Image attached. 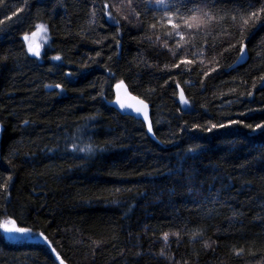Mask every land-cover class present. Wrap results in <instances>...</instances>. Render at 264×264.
Returning <instances> with one entry per match:
<instances>
[{
	"label": "trees",
	"instance_id": "obj_1",
	"mask_svg": "<svg viewBox=\"0 0 264 264\" xmlns=\"http://www.w3.org/2000/svg\"><path fill=\"white\" fill-rule=\"evenodd\" d=\"M250 3L0 0V225L33 233L0 229V264H59L41 233L64 264H264V16L245 27ZM187 8L200 11L181 40L167 18ZM39 24L41 61L23 39ZM119 84L149 104L151 135L109 106Z\"/></svg>",
	"mask_w": 264,
	"mask_h": 264
},
{
	"label": "snow or ice",
	"instance_id": "obj_2",
	"mask_svg": "<svg viewBox=\"0 0 264 264\" xmlns=\"http://www.w3.org/2000/svg\"><path fill=\"white\" fill-rule=\"evenodd\" d=\"M129 3H131V0H128ZM158 3H164V0H157ZM105 8H108L109 5L106 3L104 5ZM200 9H192V8H187L186 13L181 14L179 13L178 9H177V14H176V18L173 19L172 16H169L167 18V23L171 25L172 29L177 30L176 34L180 35L181 40L184 39V34L179 32L178 30L181 27V20L182 23L185 27L187 28H192L193 24L191 23V21L196 20L197 16L196 13L199 12ZM236 12V13H240L241 12V8L236 7L234 9H228V8H221L218 9L215 13L212 12L211 10H206L203 11V17L204 19L208 22L211 23L214 19H216L217 17H219V19H223L224 16L228 15L230 12ZM243 11L246 13V18H244L243 16L241 17L242 19V24L247 27L250 22L252 23V25L254 26L256 22H258L262 16H264V0H260V6L257 8L255 6V4L250 3L249 7L247 9H243ZM105 15H108L111 18V13L110 12H106ZM232 19L235 20L236 16L233 15ZM116 23H119V21H116ZM152 27H155V25H153ZM197 28L200 27V25H196ZM38 30L40 32H47V28L44 25H40L38 26ZM171 35V33L169 34ZM25 40H28L29 37L26 35L24 37ZM235 46V45H233ZM244 44L241 41V48H240V55L241 57L244 56ZM28 51L30 53H32V55L39 57L40 56V52L38 50H34L31 45H29ZM54 60H60L61 57L60 56H55L53 57ZM181 63H191V61L188 60H183L181 61ZM179 64H176L175 67H179ZM215 70V69H213ZM261 79H264V77H261ZM57 87H59V85H57ZM180 101L182 104L184 105H188L189 101L187 99H185L184 97V93L183 91H181L180 93ZM139 103H141L143 105V110H144V119L147 120L148 119V114H147V105L143 103V101H139ZM121 107H123V105H121ZM141 109H137V112H140ZM27 123V122H25ZM221 127L225 126V125H220ZM217 127V125L213 124L211 126V128H215ZM257 128H264V124H260L256 126ZM211 128L209 129V131L211 130ZM255 130V129H254ZM148 131L151 132L152 128H151V124L149 123V127H148ZM9 225H11V227H9ZM0 228L3 229V231L5 233L8 234H18L20 236H30L33 233L31 232L30 229L24 228V227H17L15 221H7L4 224L0 225ZM178 235V234H177ZM202 235V233L200 232H196L193 236V239L196 238V236ZM40 238H42L43 242L47 243L48 246L51 248V250L56 253V259L59 261V264H64V260L60 258L59 253L56 252V249L54 247H52L51 242L48 240V237L45 236L43 233L39 234ZM165 240H167V234H165ZM209 245L206 243L205 247H208ZM242 250L237 251L236 255H241ZM161 255H163V252H161Z\"/></svg>",
	"mask_w": 264,
	"mask_h": 264
},
{
	"label": "water",
	"instance_id": "obj_3",
	"mask_svg": "<svg viewBox=\"0 0 264 264\" xmlns=\"http://www.w3.org/2000/svg\"><path fill=\"white\" fill-rule=\"evenodd\" d=\"M246 54L244 51V56L240 58V61L243 62L245 60ZM181 88H178V95L180 97L181 93ZM139 101H143L142 99L130 94L125 85L119 84L117 85L115 92H114V97L111 101L108 102L109 106L115 109L117 112L122 113L124 115L134 117L136 119H140L143 123L147 125V128L149 127V119H150V107L149 104L143 101L144 104H146L147 107V114H148V119H144V110H143V105L139 103ZM180 101V98H179ZM181 103V101H180ZM182 104V103H181ZM123 105V107H121ZM184 105V104H182ZM137 109H141L140 112H137ZM151 135V132H149ZM35 242L38 243H43L42 238L35 239Z\"/></svg>",
	"mask_w": 264,
	"mask_h": 264
},
{
	"label": "rangeland",
	"instance_id": "obj_4",
	"mask_svg": "<svg viewBox=\"0 0 264 264\" xmlns=\"http://www.w3.org/2000/svg\"><path fill=\"white\" fill-rule=\"evenodd\" d=\"M40 25H43V24H39L38 26ZM38 26H36L35 30L31 34L27 35L29 37L28 40H25L24 38L23 39H24V43L26 45L27 51H28L29 45H31V47L34 50H38L40 52V56L39 57L35 56V59H37L38 61H41L43 51L46 48V46L49 44V32H48V28L46 25H44L47 28L46 33L40 32L38 30ZM5 222L7 221H4L2 224H4ZM9 227H11V225H9ZM0 229H1V232L5 240L9 243H20V242H25V241L32 239L31 235L30 236H20L18 234H8V233H5L2 228Z\"/></svg>",
	"mask_w": 264,
	"mask_h": 264
}]
</instances>
